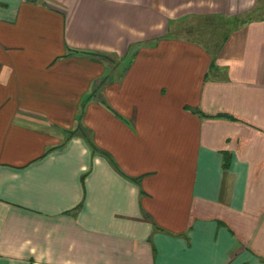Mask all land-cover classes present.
Wrapping results in <instances>:
<instances>
[{"label": "crops", "instance_id": "crops-1", "mask_svg": "<svg viewBox=\"0 0 264 264\" xmlns=\"http://www.w3.org/2000/svg\"><path fill=\"white\" fill-rule=\"evenodd\" d=\"M0 264H264V0H0Z\"/></svg>", "mask_w": 264, "mask_h": 264}, {"label": "rangeland", "instance_id": "rangeland-1", "mask_svg": "<svg viewBox=\"0 0 264 264\" xmlns=\"http://www.w3.org/2000/svg\"><path fill=\"white\" fill-rule=\"evenodd\" d=\"M195 21V20H194ZM197 23V21H196ZM196 23H194V26H196ZM199 23V22H198ZM217 26L220 27V24L214 23L213 21H207V22H203L200 25L197 24V31L195 32L194 35H196L198 38L203 39L206 43H211L213 42V40H216L215 45L217 46L220 43L221 38L223 37V35H221V32H218V34H214L215 31L217 30H213L214 32H211V30H209L211 28V26ZM209 31V32H208ZM186 34V33H184ZM103 57L109 62L110 67L113 68V70L116 68L117 71L115 72L117 75H121L122 72H124V69L126 68V64H122L118 65V56L111 54V53H104ZM128 61V59L126 60ZM54 126V125H52ZM57 125H55L54 127H56ZM55 129V128H54ZM62 129V128H60ZM64 132V131H63ZM69 136L68 131H65L63 137H62V141Z\"/></svg>", "mask_w": 264, "mask_h": 264}, {"label": "trees", "instance_id": "trees-1", "mask_svg": "<svg viewBox=\"0 0 264 264\" xmlns=\"http://www.w3.org/2000/svg\"><path fill=\"white\" fill-rule=\"evenodd\" d=\"M103 56V55H102ZM126 68L124 69L125 72ZM108 109H110L114 114H116L117 116L124 118L123 115H121L115 108H113L110 104H108L107 102L104 103Z\"/></svg>", "mask_w": 264, "mask_h": 264}]
</instances>
